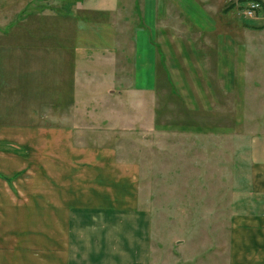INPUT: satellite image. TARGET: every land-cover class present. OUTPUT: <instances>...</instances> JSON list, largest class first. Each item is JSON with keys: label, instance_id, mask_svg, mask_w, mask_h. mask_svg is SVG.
I'll return each mask as SVG.
<instances>
[{"label": "crops", "instance_id": "1", "mask_svg": "<svg viewBox=\"0 0 264 264\" xmlns=\"http://www.w3.org/2000/svg\"><path fill=\"white\" fill-rule=\"evenodd\" d=\"M158 1L146 0L138 28L123 24L125 0H0V264H151L133 165L91 160L68 126L75 81L105 66L106 51L131 47L130 95L157 90L162 76L177 85V100L162 93L169 109L227 115L236 85L250 86L241 102L255 92L264 101V0L250 29L230 14L220 24L206 0H161L159 25ZM240 143L224 252L195 264H264V130ZM185 257L179 264H193Z\"/></svg>", "mask_w": 264, "mask_h": 264}, {"label": "rangeland", "instance_id": "2", "mask_svg": "<svg viewBox=\"0 0 264 264\" xmlns=\"http://www.w3.org/2000/svg\"><path fill=\"white\" fill-rule=\"evenodd\" d=\"M251 1L262 3L206 0L204 4L217 7L220 24H225L224 15L230 14L239 28L250 29L257 16L246 19L242 10ZM145 2L125 0L123 24L132 22L135 27L144 28ZM158 2L155 17L160 25L162 2ZM187 5L194 13L193 3ZM172 10L170 13L176 18V10ZM263 12L264 7L260 13ZM181 23L187 25L183 18ZM130 48L126 41L121 53L106 51L102 54L106 57L105 66L97 68L94 62L86 71L88 79L82 76L83 83L75 81L73 117L68 124L73 126V140L92 147L88 154L91 160L99 154L133 165L138 176L139 207L151 217V264H179L184 255L193 264L195 260L208 262L211 255L220 258L231 204L229 192L237 191V165L233 162L239 157L237 148L242 135H256L258 130H264V101H258L255 92V99L241 102L237 96L250 86L236 85L232 89L235 94L229 93L233 99L227 115L193 116L179 107H163L162 93H166L165 100L178 97V86L163 87V76L157 90L130 95L134 87L129 83L133 66ZM95 54L90 52L91 56ZM52 72L50 69L49 74ZM48 105L43 102V109L50 111ZM49 121L46 117L43 125Z\"/></svg>", "mask_w": 264, "mask_h": 264}, {"label": "built area", "instance_id": "3", "mask_svg": "<svg viewBox=\"0 0 264 264\" xmlns=\"http://www.w3.org/2000/svg\"><path fill=\"white\" fill-rule=\"evenodd\" d=\"M262 5L259 1H251L242 10V15L246 19H253L261 11Z\"/></svg>", "mask_w": 264, "mask_h": 264}]
</instances>
